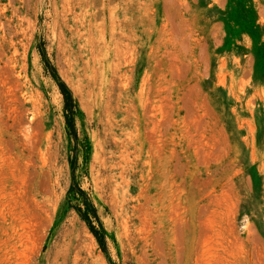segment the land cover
Masks as SVG:
<instances>
[{
  "label": "rangeland",
  "instance_id": "374dc122",
  "mask_svg": "<svg viewBox=\"0 0 264 264\" xmlns=\"http://www.w3.org/2000/svg\"><path fill=\"white\" fill-rule=\"evenodd\" d=\"M249 29L264 0H0V264H264Z\"/></svg>",
  "mask_w": 264,
  "mask_h": 264
},
{
  "label": "trees",
  "instance_id": "16d2710c",
  "mask_svg": "<svg viewBox=\"0 0 264 264\" xmlns=\"http://www.w3.org/2000/svg\"><path fill=\"white\" fill-rule=\"evenodd\" d=\"M249 23H250V29L251 30H254V31L258 30L259 25L257 24V20H256L255 16H253V18H249ZM250 29L248 30V32L254 38L253 54H254L256 59H259L260 55H261L260 53L263 52V54H264V41L261 40L260 34L258 36H255L254 32L250 31ZM59 85H60V89L62 91V94L64 96L65 107L67 110L70 111L71 114H73V109L76 106V102H75V99L73 98V94H72L71 90L69 89V87L67 86L66 83L61 82ZM71 126L74 128V124H71ZM82 217L88 221V223H89L92 231L94 232V234L98 237V239L100 241H102L101 236L98 234V232L95 230L94 226L91 224V221L89 220L87 214H82Z\"/></svg>",
  "mask_w": 264,
  "mask_h": 264
}]
</instances>
